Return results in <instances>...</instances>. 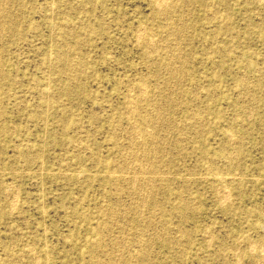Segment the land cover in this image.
Returning <instances> with one entry per match:
<instances>
[{
  "label": "rangeland",
  "instance_id": "obj_1",
  "mask_svg": "<svg viewBox=\"0 0 264 264\" xmlns=\"http://www.w3.org/2000/svg\"><path fill=\"white\" fill-rule=\"evenodd\" d=\"M160 2L0 0V264H264V0Z\"/></svg>",
  "mask_w": 264,
  "mask_h": 264
},
{
  "label": "bare ground",
  "instance_id": "obj_2",
  "mask_svg": "<svg viewBox=\"0 0 264 264\" xmlns=\"http://www.w3.org/2000/svg\"><path fill=\"white\" fill-rule=\"evenodd\" d=\"M158 1L160 2V0H158ZM162 1H163V0H162ZM179 1H180V0H179ZM155 2H156V1H155ZM160 3H161V2H160ZM162 3H163V2H162ZM175 3H176V0H175ZM175 3H174V4H175ZM179 3H180V2H179ZM187 3H188V2H187ZM154 4H155V3H154ZM158 4H159V3L157 2V5H158ZM50 5H51V4H50ZM159 5H160V4H159ZM163 5H164V4H163ZM165 5H166V4H165ZM171 5H172V4H171ZM175 5H176V4H175ZM177 5H178V2H177ZM17 6H18V5H17ZM173 6H174V5H173ZM155 7H158V6H155ZM52 8H53V7H52ZM173 8H174V7H173ZM162 9H163V8H162ZM162 9H161V11H162ZM166 10H167V9H166ZM161 11H160V13H161ZM172 11H173V10H172ZM172 11H171V12H172ZM162 12H163V11H162ZM169 12H170V11H169ZM173 12H174V11H173ZM173 12H172V14H173ZM226 12H227V11H226ZM1 13H2V12H1ZM51 14H52V13H51ZM45 15H46V14H45ZM63 15H64V14H63ZM1 17H2V16H1ZM4 17H5V16H4ZM163 18H164V17H163ZM221 18H222V17H221ZM165 19H166V18H165ZM0 20H1V19H0ZM60 20H61V19H60ZM168 20H169V19H168ZM170 20H171V19H170ZM170 20H169V21H170ZM220 20H221V19H220ZM48 21H49V20H48ZM62 21H63V20H62ZM2 22H3V20H2ZM5 22H6V21H5ZM80 22H81V21H80ZM182 22H183V21H182ZM7 23H8V21H7ZM180 23H181V22H180ZM219 23H220V21H219ZM8 24H9V23H8ZM165 25H166V24H165ZM180 25H181V24H180ZM0 26H1V24H0ZM2 26H3V25H2ZM62 26H63V25H62ZM71 26H72V25H71ZM71 26H70V28L68 27L69 30H70V32H71ZM160 26H161V25H160ZM169 26H170V25H169ZM173 26H174V25H173ZM178 26H179V25H178ZM218 26H220V25H218ZM227 26H228V25H227ZM64 27H65V26H64ZM76 27H77V26H76ZM165 27H166V26H165ZM61 28H62V27H61ZM61 28H60V29H61ZM68 28H67V29H68ZM77 28H78V27H77ZM183 28H185V27H183ZM75 29H76V28H75ZM175 29H176V28H175ZM143 30H144V29H143ZM176 30H177V29H176ZM222 30H223V28H222ZM170 31H172V30H170ZM11 32H12V31H11ZM175 32H176V31H175ZM71 33H72V32H71ZM78 33H79V32H78ZM182 33H183V31H182ZM182 33H180V34H182ZM139 34H143V33H139ZM166 34H167V33H166ZM78 35H79V34H78ZM84 35H85V34H84ZM84 35H83V37H84ZM59 36H60V35H59ZM63 36H64V35H63ZM72 36H73V35H72ZM179 36H180V35H179ZM60 37H61V36H60ZM64 37H65V36H64ZM75 37H76V36H75ZM62 38H63V37H62ZM85 38H86V37H85ZM144 38H145V37H144ZM149 38H150V36H149ZM151 38H152V37H151ZM153 38H154V37H153ZM165 38H166V36H165ZM177 38H178V37H177ZM179 38H180V37H179ZM65 39H66V38H65ZM70 39H71V38H70ZM82 39H83V38H82ZM138 39H139V38H138ZM142 39H143V38H142ZM58 40H59V39H58ZM152 40H154V39H152ZM152 40H151V41H152ZM166 40H167V39H166ZM171 40H173V39H171ZM71 41H72V40H71ZM54 42H55V41H54ZM65 42H66V41H65ZM65 42H64V43H65ZM60 43H61V42H60ZM74 43H75V42H73V44H74ZM154 43H155V42H154ZM50 44H51V43H50ZM65 44H66V43H65ZM146 44H147V43H146ZM146 44H145V46H146ZM150 44H151V43H150ZM162 44H163V43H162ZM164 44H165V43H164ZM61 45H63V44H61ZM66 45H67V44H66ZM66 45H64V46H66ZM152 45H153V44H152ZM155 45H156V44H155ZM159 45H161V44L159 43ZM50 46H51V45H50ZM163 46H165V45H163ZM168 46H169V44H168ZM66 47H67V46H66ZM174 47H175V45H174ZM50 48H51V47H50ZM64 48H65V47H64ZM149 48H151V47H149ZM158 48H159V47H158ZM158 48H154V49H155V52L158 50ZM61 49H62V48H61ZM156 49H157V50H156ZM177 49H178V48H177ZM162 50H163V47H162ZM168 50H169V49H168ZM63 51H64V50H63ZM72 51H73V50H72ZM74 51H75V50H74ZM163 51H164V50H163ZM53 52H54V51H53ZM68 52H69V51H68ZM153 52H154V50H153ZM167 52H169V51H167ZM171 52H172V51H171ZM180 52H181V50H180ZM151 53H152V52H151ZM169 53H170V52H169ZM173 53H174V52H173ZM182 53H183V52H182ZM148 54H149V53H148ZM177 54H178V53H177ZM180 54H181V53H180ZM61 55H62V54H61ZM49 56H50V54H49ZM52 56H53V55H52ZM146 56H147V55H146ZM171 56H172V55H171ZM176 56H177V55H176ZM180 56H181V55H180ZM180 56H178V57H180ZM62 57H63V55H62ZM151 57H152V56H151ZM156 57H157V56H156ZM50 58H51V57H50ZM58 58H59V57H58ZM70 58H71V57H70ZM167 58H168V57H167ZM172 58H173V57H172ZM172 58H171V59H172ZM183 58H184V57H183ZM54 59H55V58H54ZM63 59H64V58H63ZM157 59H158V58H157ZM168 59H170V58H168ZM168 59H167V60H168ZM179 59H180V58H179ZM51 60H52V59H51ZM159 60H160V59H159ZM159 60H157V61H159ZM177 60H178V58H177ZM48 61H49V60H48ZM79 61H80V60H79ZM59 62H60V61H59ZM64 62H65V60H64ZM81 62H82V61H81ZM162 62H163V61H162ZM179 62H180V61H179ZM65 63H66V62H65ZM65 63H64V64H65ZM77 63H78V62H77ZM166 63H167V61H166ZM166 63H165V64H166ZM183 63H184V62H183ZM49 64H50V62H49ZM169 64H170V63H169ZM172 64H173V63H172ZM177 64H178V63H177ZM180 64H182V63H180ZM180 64H179V65H180ZM185 64H186V63H185ZM76 65H77V64H76ZM159 65H160V64H159ZM167 65H168V64H167ZM173 65H174V64H173ZM163 66H164V65H163ZM180 66H181V65H180ZM180 66H179V70H180ZM62 67H63V65H62ZM175 67H176V65H175ZM169 68H170V66H169ZM177 68H178V66H177ZM181 68H182V67H181ZM257 68H258V67H257ZM80 69H81V68H80ZM164 69H165V68H164ZM166 69H167V68H166ZM174 69H175V68H174ZM48 70H49V68H48ZM170 70H171V69H170ZM179 70H178V71H179ZM173 71H175V70H173ZM166 72H167V71H166ZM168 73H169V72H168ZM174 73H175V72H174ZM176 73H177V72H176ZM176 73H175V74H176ZM178 73H179V72H178ZM182 73H183V72H182ZM48 74H49V72H48ZM54 74H55V73H54ZM241 74H242V73H241ZM171 75H172V72H171ZM173 75H174V74H173ZM176 75H177V74H176ZM183 75H184V74H183ZM245 75H246V73H245ZM157 76H158V75H157ZM239 76H240V75H239ZM174 77H175V75H174ZM258 77H259V76H258ZM71 78H72V77H71ZM171 78H172V77H171ZM176 78H178V77H176ZM179 78H181V77H179ZM1 80H2V79H1ZM169 80H170V77H169ZM178 80H179V79H178ZM47 81H48V79H47ZM172 81H174L173 78H172ZM182 81H183V80H182ZM244 81H246V80H244ZM249 81H250V80H249ZM260 81H261V80H260ZM139 82H140V81H139ZM177 82H178V81H177ZM162 83H163V82H162ZM166 83H167V81H166ZM169 83L171 84L172 82H169ZM245 83H247V82H245ZM245 83H244V84H245ZM164 84H165V83H164ZM249 84H250V83H249ZM138 85H140V84H138ZM162 85H163V84H162ZM168 85H169V84H168ZM254 85H255V84H254ZM156 86H157V84H156ZM158 86L160 87V85H158ZM175 86H177V84H176ZM138 87H139V86H138ZM141 87H142V86H141ZM164 87H165V86H164ZM245 87H246V86H245ZM48 88H49V86H48ZM48 88H47V91L49 90ZM133 88H134V87H133ZM236 88H237V87H236ZM248 88H249V87H248ZM257 88H258V87H257ZM140 89H142V88H140ZM140 89H139V91H140ZM158 89H159V88H158ZM166 89H167V87H166ZM168 89H169V88H168ZM244 89H245V88H244ZM131 90H132V89H131ZM134 90H135V89H134ZM143 91H145V90L142 89V93H143ZM156 91H157V90H156ZM252 92H253V91H252ZM138 93H139V92H138ZM167 93H168V92H167ZM249 93H250V92H249ZM132 94H133V93H132ZM132 94H131V95H132ZM170 94H171V92H170ZM170 94H169V95H170ZM178 95H179V94H178ZM178 95H177V96H178ZM247 95H248V93H247ZM46 96H47V95H46ZM49 96H50V95H49ZM129 96H130V95H129ZM139 96H140V95H139ZM143 96H144V95H143ZM170 96H171L172 99H173L172 94H171ZM179 96H180V95H179ZM130 97H131V96H130ZM130 97H129V99H130ZM133 97H134V96H132L131 98H133ZM153 97H154V96H153ZM41 98H42V97H41ZM137 98H138V97H137ZM141 98H142V97H141ZM141 98H140V99H141ZM150 98H152V97H150ZM154 98H155V97H154ZM161 98H162V96H161ZM167 98H168V96H167ZM176 98H177V97H176ZM176 98H175V99H176ZM250 98H251V100H252V97H250ZM163 99H164V98H163ZM165 99H166V98H165ZM168 99H169V98H168ZM168 99H166V100H168ZM170 99H171V98H170ZM256 99H257V98H256ZM50 100H52V99H50ZM150 100H151V99H150ZM150 100H149V101H150ZM152 100H153V99H152ZM177 100H178V99H177ZM139 101H140V100H139ZM142 101H143V100H142ZM252 101H253V100H252ZM50 102H51V101H50ZM166 102H167V101H166ZM173 102H175V101H173ZM176 102H178V101H176ZM182 102H183V101H182ZM182 102H181V103H182ZM131 103H132V102H130V104H131ZM169 103H170V101H169ZM141 104H142V103H141ZM174 104H177V103H174ZM49 105H50V104H49ZM131 105H132V104H131ZM153 105H154V104H153ZM177 105H178V104H177ZM181 105H182V104H181ZM133 106H134V105H133ZM161 106H162V105H161ZM40 107H41V106H40ZM46 107H47V104H46ZM129 107H130V106H129ZM173 107H174V105H173ZM167 108H168V107H167ZM250 108H251V107H250ZM50 109H51V108H50ZM132 109H133V108H132V106H131V110H132ZM141 109H142V108H141ZM150 109H151V108H150ZM164 109L166 110L165 107H164ZM39 110H40V109H39ZM152 110H153V109H152ZM136 111H137V110H136ZM143 111H144V110H143ZM167 111H168V109H167ZM46 112H47V111H46ZM46 112H45V113H46ZM125 112H129V111H128V110H127V111L125 110ZM155 112H156V111H155ZM161 112H162V111H161ZM156 113H157V112H156ZM156 113H155V115H156ZM165 113L167 114L166 111H165ZM128 114H129V113H128ZM135 114H136V113H135ZM61 115H62V114H61ZM124 115H125V117H127L126 114H124ZM45 116H47V113H46ZM136 116H137V114H136ZM161 116H162V115H161ZM161 116H159V117L154 116V117H153V120L151 119L150 121H154V118H155V117H156V118H160ZM137 117H138V116H137ZM145 117H146V116H145ZM163 117H164V113H163ZM163 117H162V120L164 119ZM166 117H167V115H166ZM128 118H129V117H128ZM59 119H60V118H59ZM125 119H126V118H125ZM125 119H124V120H125ZM147 119H148V118H147ZM147 119H146V120H147ZM129 120H130V119H129ZM131 120H132V118H131ZM131 120H130V122H131ZM166 120H167V119H166ZM168 120H169V119H168ZM196 120H197V119H196ZM109 121H110V120H109ZM199 121H200V120H199ZM136 122H137V121H136ZM187 122H188V121H187ZM200 122H201V121H200ZM151 123H152V122H151ZM161 123H162V121H161ZM161 123H160L159 125H161ZM163 123H164V121H163ZM170 123H171V122H170ZM131 124L134 125V123H131ZM186 124H187V123H186ZM201 124H202V123H201ZM129 125H130V124H129ZM187 125H188V124H187ZM130 126H131V125H130ZM151 126H152V125H151ZM201 126H202V125H201ZM131 127H132V126H131ZM131 127H130V128H131ZM135 127H136V125L133 126L132 128H135ZM137 127H138V126H137ZM144 128H145V127H144ZM155 128H156V127H155ZM147 129H148V128H147ZM156 129H157V128H156ZM133 130H134V129H133ZM135 130H136V129H135ZM137 130H138V128H137ZM137 130H136V131H137ZM149 130H150V129H149ZM149 130H148V131H149ZM130 131H132V130H130ZM140 131H142V130H140ZM146 131H147V130H146ZM142 132H143V131H142ZM158 132H159V130H158ZM44 133H45V132H44ZM130 133H132V132H130ZM133 133H134V132H133ZM147 134H148V133H146V136H147ZM226 134H227V133H226ZM131 135H132V134H131ZM137 135H138V133H137ZM149 135H150V134H149ZM152 135H154V132H153ZM228 135L231 136V134H229V133H228ZM230 136H227V137L231 138ZM128 137H129V136H128ZM130 137H131V136H130ZM130 137H129V138H130ZM135 137H136V135L134 136V138H135ZM156 137H158V136L156 135ZM156 137H155V138H156ZM129 138H128V140H129ZM132 139H133V138H132ZM132 139H131V140H132ZM135 139H136V138H135ZM135 139H134V140H135ZM137 139H138V137H137ZM152 139H153V138H152ZM148 140H149V139H148ZM153 140H154V139H153ZM129 141H130V140H129ZM155 141H156V140H154V142H155ZM131 142H133V141H131ZM154 142H153V145H154ZM129 143H130V142H129ZM141 143H142V142H141ZM147 143H148V142H147ZM230 143H234V139H233L232 142H229V145H230ZM133 144H137V143L134 142ZM159 144H160V143H159ZM159 144H158L157 147H159ZM29 145H30V144H29ZM128 145H129V144H128ZM139 145H140V143H139ZM141 145H142V144H141ZM231 145H232V144H231ZM30 146H31V145H30ZM129 146H130V145H129ZM137 146H138V144H137ZM143 146H144V145H143ZM132 147H133V146H132ZM157 147H155V148L157 149ZM29 148H30V147H29ZM32 148H33V147H32ZM130 148H131V147H130ZM137 148H139V146H138ZM155 148H153L154 151H155ZM26 149H27V147H26ZM144 149H145V148H144ZM158 149H159V148H158ZM129 150H130V149H129ZM137 150H138V149H137ZM28 151H29V150H28ZM134 151H135V153L137 152L136 150H134ZM139 151H140V150H139ZM139 151H138V152H139ZM130 152H131V151H130ZM138 152H137V155H138ZM151 152H152V154H154V152L152 151V149H151ZM155 153H156V151H155ZM128 154H129V153H128ZM131 154H132V153H131ZM140 154H141V153H140ZM140 154H139V156H140ZM141 155H142V154H141ZM145 155H146V152H145ZM26 156H27V155H26ZM130 156H131V155H130ZM133 156H135V155L133 154ZM139 156H137V157H139ZM143 156H144V155H143ZM148 156H149V155H148ZM128 157H129V156H128ZM153 157H154V155H153ZM157 157H158V156H157ZM125 158H126V157H125ZM141 158H142V157H141ZM159 158H160V157H159ZM27 159H28V158H27ZM137 159H139V158H137ZM143 159H145V158H143ZM147 159H148V158H147ZM157 159H158V158H157ZM127 160H128V159H127ZM130 160H131V159H130ZM132 160H133V157H132ZM132 160H131V161H132ZM139 160H140V159H139ZM139 160H138L137 162H139ZM30 161H31V160H30ZM162 161H164L163 158H162ZM231 161H232V158H231ZM140 162H141V161H140ZM145 162H146V161H145ZM149 162H150V161L148 160V162H147V163H143V165L148 164ZM155 162H156V161H155ZM159 162H160V161H159ZM159 162H158V163H159ZM98 163H99V162H98ZM127 163H128V162H127ZM127 163H126V164H127ZM130 163H131V162H130ZM130 163H129V164H130ZM132 163H133V162H132ZM228 163H229V162H228ZM129 164H128V165H129ZM134 164H136V163H135V160H134ZM165 164H166V163H165ZM124 165H125V164H124ZM130 165H131V164H130ZM132 165H133V164H132ZM132 165H131V166H132ZM148 165H151V164H148ZM148 165H147V166H148ZM145 166H146V165H145ZM147 166H146V168H147ZM156 166H157V164H156ZM156 166H155V169H156ZM167 166H168V165H167ZM121 167H123V166H121ZM121 167H120V168H121ZM132 167H133V166H132ZM149 167H150V166H149ZM152 167H153V166H152ZM127 168H128V167H127ZM127 168H126V166H125V169H127ZM133 168H134V167H133ZM134 169H136V168H134ZM148 169H151V167L148 168ZM155 169H154L153 172H155ZM158 169H159V167H158ZM163 169H164V168H162L161 171H162ZM166 169H167V167L165 168V170H166ZM138 170H139V169H138ZM118 171H119V170H118ZM161 171H160V172H161ZM120 172H121V170H120ZM128 172H129V171H128ZM140 172H141V171H140ZM146 172H147V170H146ZM150 172H151V171H150ZM153 172H152V173H153ZM158 172H159V171H158ZM132 173H133V172H132ZM143 173H144V172H143ZM156 173H157V172H156ZM164 173H166V172H164ZM136 174H137V173H136ZM154 174H155V173H154ZM159 174H160V173H158V175H159ZM161 174H162V173H161ZM130 175H131V174H130ZM130 175H129V176H130ZM133 175H134V173H133ZM164 175H165V174H164ZM127 176H128V174H127ZM135 176H136V175H135ZM137 176H138V174H137ZM145 176H147V175H145ZM217 176H218V175H217ZM142 177H143V176H142ZM151 177H154V176L151 175ZM156 177H157V176H156ZM158 177H159V176H158ZM160 177H161V176H160ZM164 177H166V176H164ZM132 178H133V177H132ZM132 178H131V179H132ZM135 178H136V177H135ZM143 178H144V177H143ZM180 178H181V177H180ZM216 178H217V177H216ZM219 178H220V176H219ZM128 179H129V178H128ZM139 179H140V178H139ZM220 179H221V178H220ZM220 179H219V180H220ZM76 180H77V179H76ZM123 180H124V178H123ZM136 180H137V179H136ZM145 180H146V179H145ZM145 180H144V181H145ZM158 180H159V179H158ZM160 180H161V179H160ZM127 181H128V180H127ZM129 181H130V180H129ZM129 181H128V182H129ZM134 181H135V180H134ZM141 181H142V180H141ZM151 181H152V180H151ZM130 182H131V181H130ZM137 182H140V181H137ZM149 182H150V181H149ZM150 183H151V182H150ZM153 183H154V182H153ZM228 183H229V182H228ZM132 184H133V182H132ZM134 184H135V183H134ZM138 184H139V183H138ZM140 184H141V183H140ZM140 184H139V185H140ZM143 184H144V183H143ZM151 184H152V183H151ZM155 184H156V183H155ZM163 184H164V183H163ZM163 184H161V185H163ZM121 185H122V184H121ZM148 185H149V184H148ZM133 186H134V185H133ZM136 186H137V185H136ZM153 186H154V185H153ZM158 186H159V185H158ZM139 187H140V186H139ZM139 187H136V188L141 189V191H142V188H141V187L139 188ZM116 188H117V187H116ZM121 188H122V187H121ZM145 188H146V185H145ZM145 188H144V191H146ZM147 188L149 189V187H147ZM147 188H146V189H147ZM153 188H154V187H153ZM161 188H162V187H161ZM217 188H218V187H217ZM132 189H133V188H132ZM154 189H156V186H155ZM223 189H224V187H223ZM226 189H227V188H226ZM118 190H119V189H118ZM135 190H136V189H135ZM150 190H151V188H150ZM150 190H149V191H150ZM215 190H216V189H215ZM6 191H7V190H6ZM133 191H134V190H133ZM217 191H218V190H217ZM228 191H229V190H227V192H228ZM150 192H151V191H150ZM154 192H155V191H154ZM221 192H222V191H221ZM223 192H224V191H223ZM4 193H5V191H4ZM4 193H3V194H4ZM141 193H142V192H141ZM217 193H219V191H218ZM217 193H216V194H217ZM6 194H7V193H6ZM146 194H147V193H146ZM148 194H149V193H148ZM222 194H223V193H222ZM224 194H225V193H224ZM224 194H223V195H224ZM229 194H230V193H229ZM137 195H138V194H137ZM139 196H140V195H139ZM146 196H147V195H146ZM152 196H153V193H152ZM217 196H218V195H217ZM219 196H220V193H219ZM226 196H227V195H226ZM142 197H145V196L143 195ZM222 197H223V196H222ZM146 198H148V197H146ZM219 198H220V197H219ZM141 199H142V198H141ZM220 199H222V198H220ZM145 200H146V199H145ZM147 200H148V199H147ZM228 200H229V199H228ZM149 201H150V200H149ZM220 201H221V200H220ZM225 201H226V200H225ZM225 201H224V202H225ZM222 203H223V202H222ZM13 204H14V203H13ZM152 204H153V203H152ZM10 205H11V204H10ZM10 205H9V208H10ZM12 206H13V205H12ZM139 207H140V206H139ZM0 208H1V207H0ZM7 208H8V207H7ZM143 208H144V207H143ZM145 208H146V207H145ZM110 209H111V208H110ZM137 209H138V208H137ZM10 210H11V209H10ZM108 210H109V209H108ZM139 211H141V210H139ZM106 212H107V211H106ZM148 212H151V210L148 211ZM113 213H114V212H113ZM113 213H112V214H113ZM136 214H137V213H136ZM108 215H109V214H108ZM113 215H114V214H113ZM143 215H144V214H143ZM138 216H141V215L138 214ZM145 216H146V215H145ZM149 218H150V217H149ZM141 219H142V217H141ZM137 220H138V219H137ZM149 220H150V219H149ZM147 221H148V220H147ZM148 223H149V222H148ZM263 225H264V223H263ZM122 231H123V230H122ZM206 231H207V230H206ZM165 232H166V231H165ZM120 233H121V232H120ZM206 233H207V232H206ZM263 233H264V232H263ZM123 234H124V233H123ZM263 236H264V235H263ZM263 236H262V237H263ZM149 239H150V238H149ZM149 239H147V240H149ZM242 239H243V238H242ZM150 240H152V239H150ZM139 241H140V240H139ZM141 241H142V240H141ZM141 241H140V242H141ZM145 241H146V240H145ZM262 241H263V240H262ZM252 242H253V241H251V243H252ZM116 243L118 244V242H116ZM261 243H262V242H261ZM253 244H254V243H253ZM250 245H252V244H250ZM250 245H249V247H250ZM258 245H259V242H258ZM258 245H256V247H257ZM98 246H99V244H98ZM240 246H241V245H240ZM243 246H244V244H243ZM260 246H261V245H260ZM237 247H238V246H237ZM249 247H248V249H252V248H249ZM253 247H254V246H253ZM145 248H146V247H145ZM258 248H259V247H258ZM99 249H100V248H99ZM243 249H244V248H243ZM29 250H30V249H29ZM100 250H101V249H100ZM238 250H239V248H238ZM263 250H264V249H263ZM263 250H262V252H263ZM146 251H147V250H146ZM220 251H221V250H220ZM236 251H237V250H236ZM239 251H240V250H239ZM249 251H250V250H249ZM252 251H253V250H252ZM252 251H251V252H252ZM25 252H26V251H25ZM27 252H29V251H27ZM144 252H145V251H144ZM262 252H261V253H262ZM137 253H139V252H137ZM236 253H237V252H236ZM263 253H264V252H263ZM24 254H26V253H24ZM28 254H29V253H28ZM134 254H135V253H134ZM139 254H140V253H139ZM221 254H222V253H221ZM225 254H226V253H225ZM234 254H235V253H234ZM234 254H233V255H234ZM248 254H249V252H248ZM33 255H34V254H33ZM144 255H145V257H146V254H144ZM222 255H223V254H222ZM243 255H244V253H243ZM259 255H260V253H259ZM133 256H134V255H133ZM223 256H225V255H223ZM234 256H235V255H234ZM239 256H240V255H239ZM241 256H242V254H241ZM20 257H21V256H20ZM26 257H27V256H26ZM145 257H144V258H145ZM263 257H264V256H262L261 259H262ZM32 258H33V257H32ZM131 258H132V257H131ZM134 258H135V256H134ZM238 258H240V257H238ZM24 260H25V259H24ZM136 260H137V259H136ZM136 260H135V261H136ZM20 261H21V260H20ZM33 261H34V260H33ZM131 261H132V260H131ZM235 261H236V260H235ZM238 262H239V260H238ZM257 262H259V261H257ZM261 262H262V261H261ZM261 262H260V263H261ZM5 263H6V262H5ZM225 263H226V262H225ZM248 263H249V262H248ZM6 264H7V263H6ZM15 264H17V263H15ZM96 264H97V263H96ZM246 264H247V263H246ZM249 264H250V263H249ZM254 264H255V262H254Z\"/></svg>",
  "mask_w": 264,
  "mask_h": 264
}]
</instances>
